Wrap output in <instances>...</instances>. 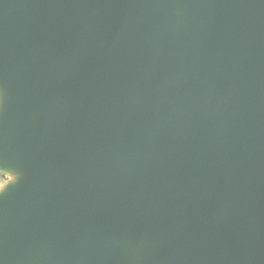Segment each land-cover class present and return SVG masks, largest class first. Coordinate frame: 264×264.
Returning a JSON list of instances; mask_svg holds the SVG:
<instances>
[{
  "label": "water",
  "instance_id": "obj_1",
  "mask_svg": "<svg viewBox=\"0 0 264 264\" xmlns=\"http://www.w3.org/2000/svg\"><path fill=\"white\" fill-rule=\"evenodd\" d=\"M0 264H264V0H0Z\"/></svg>",
  "mask_w": 264,
  "mask_h": 264
},
{
  "label": "rangeland",
  "instance_id": "obj_2",
  "mask_svg": "<svg viewBox=\"0 0 264 264\" xmlns=\"http://www.w3.org/2000/svg\"><path fill=\"white\" fill-rule=\"evenodd\" d=\"M0 184H1V181H0Z\"/></svg>",
  "mask_w": 264,
  "mask_h": 264
}]
</instances>
